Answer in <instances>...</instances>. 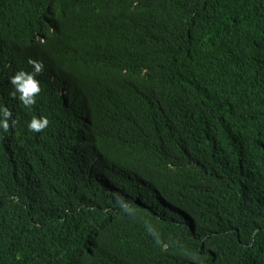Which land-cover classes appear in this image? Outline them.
Listing matches in <instances>:
<instances>
[{"label":"trees","instance_id":"16d2710c","mask_svg":"<svg viewBox=\"0 0 264 264\" xmlns=\"http://www.w3.org/2000/svg\"><path fill=\"white\" fill-rule=\"evenodd\" d=\"M0 107V264H264V0H0Z\"/></svg>","mask_w":264,"mask_h":264},{"label":"clouds","instance_id":"9594fccd","mask_svg":"<svg viewBox=\"0 0 264 264\" xmlns=\"http://www.w3.org/2000/svg\"><path fill=\"white\" fill-rule=\"evenodd\" d=\"M34 66L32 73L19 71L11 78V84L15 91L12 93L25 107H31L35 103L36 96L40 93V83L36 79V75L43 70V64L37 61H29ZM11 112L4 107H0V129L7 132L9 129V120ZM14 124L15 121L13 120ZM48 125V120L41 118H33L27 125L32 132H41Z\"/></svg>","mask_w":264,"mask_h":264}]
</instances>
